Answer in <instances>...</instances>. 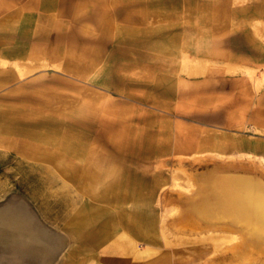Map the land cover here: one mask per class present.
I'll list each match as a JSON object with an SVG mask.
<instances>
[{
	"label": "rangeland",
	"instance_id": "374dc122",
	"mask_svg": "<svg viewBox=\"0 0 264 264\" xmlns=\"http://www.w3.org/2000/svg\"><path fill=\"white\" fill-rule=\"evenodd\" d=\"M29 1L17 0V22L27 16L32 36L44 32L37 50L49 52L48 64L39 66L48 72V91L33 106L28 99H17L16 107L0 99L1 117H14L9 113L16 108L28 115V106L47 109L43 120L48 111L57 116L40 125V137L25 138L23 119L28 118L17 113V137L0 139V264H264V244L252 254L245 243L252 255L237 254L238 229L216 226L211 219L184 225L188 199L181 201L206 173L264 183V158L222 154L217 148L167 153L170 140L151 135L164 109L152 103L154 81L163 77L152 73L154 57L173 52L184 70L198 66L195 55L211 44L233 50L249 45V37L256 39L258 52L264 51V0ZM23 30L17 26V42L26 39ZM186 53L190 56L181 60ZM139 62L145 69L136 70ZM127 63L134 68L127 69ZM247 72L256 83L264 81V67ZM196 74L194 69L186 75ZM106 119L134 124L142 133H111ZM135 134L143 137H131ZM111 182L119 185L113 192L128 193L122 206L129 221L154 247L144 237L128 253L114 236L104 244L74 234L80 228L75 210L98 204L99 191L109 190ZM106 208L109 212L92 219L95 231L109 228L103 221L118 210ZM15 220L43 224L52 235L42 245L30 234L26 241L24 231L13 233Z\"/></svg>",
	"mask_w": 264,
	"mask_h": 264
},
{
	"label": "crops",
	"instance_id": "0c3cea01",
	"mask_svg": "<svg viewBox=\"0 0 264 264\" xmlns=\"http://www.w3.org/2000/svg\"><path fill=\"white\" fill-rule=\"evenodd\" d=\"M29 2L33 3V0ZM26 20H28L27 16L20 23L17 22V0H0V99L12 100L6 106L16 107V100L19 98L28 99L31 101L29 105L33 106V101L38 104V101L43 98L42 92L48 91V72L44 67L39 68V66L48 64L49 52L43 49L37 50L39 45L37 40L43 36L44 32L36 30L34 33L37 36H32L33 26ZM19 25L26 27V30L22 31L26 39L17 42L16 34ZM22 32H20L21 36ZM34 38H36V45H34ZM17 44L21 47L19 53L15 51ZM40 48H43L42 43ZM257 49V42L253 37L252 39L249 37V45H242L233 50H229L225 45L211 44L208 51L195 55L194 58L199 62L198 66L187 68L183 65L187 73L197 70L196 76H187V73L183 72L181 61L177 60L176 54L171 56L173 52H169L168 57L162 54L154 57L152 73L163 77L154 81L155 95L152 103L164 109H160L162 114L156 119L157 121H154L158 123V127L154 129L155 125L152 124L151 135L153 138L170 140L167 153L176 149H183V152L188 153L194 150L203 152L217 148L222 154H248L264 158V81L256 83L247 72L257 70L258 66L264 67V51L258 52ZM186 54L184 58L180 55V59L187 60L190 55ZM121 64L123 66V63ZM126 65L127 69L134 68L128 63ZM135 68L136 70L145 69L140 62ZM27 70L28 73L22 76L21 73ZM123 72L121 70L119 74ZM2 113L4 112L0 111V139L16 138L19 123L16 116L4 118L1 117ZM41 121L46 120L35 117L24 119L23 122L30 126L25 127L27 133L25 138L40 137L36 133L40 132ZM106 124L107 128L110 127L111 133L126 131L142 133L141 130H143L135 128L134 124H125L122 120L106 119ZM197 131L199 134H196ZM114 137L123 138L129 135L115 134ZM131 137L142 138L143 136L135 134ZM119 194L124 196L125 201L128 195L121 192ZM98 200L99 203L96 205L91 204L83 209L75 210L76 223L80 228L78 227L74 234L80 238H87L89 242L94 240L104 244L113 242L112 236H114L123 246H126L129 253L127 237L123 236V232L127 229L113 225L115 221L130 222L129 213L124 208L120 212L117 210L115 214L112 213L106 221H103V224L109 228H100L95 231L93 226L95 220L92 221L96 219L94 215L106 214L109 212L106 206L110 205L99 198ZM87 208H91V211L85 212ZM13 224L11 229L15 235L24 231L25 240H28L30 234L33 243L37 245H42L52 235L49 228L36 222L25 221L17 224L15 220ZM134 232L143 238L144 233L137 227L134 228ZM71 252L74 254L75 249Z\"/></svg>",
	"mask_w": 264,
	"mask_h": 264
},
{
	"label": "bare ground",
	"instance_id": "6f19581e",
	"mask_svg": "<svg viewBox=\"0 0 264 264\" xmlns=\"http://www.w3.org/2000/svg\"><path fill=\"white\" fill-rule=\"evenodd\" d=\"M15 51H18L17 47ZM45 110H35L32 109V107L28 106L29 116L26 115L27 111L25 109L18 110L17 108L13 110V112L15 113L13 115L16 116V114L18 113L23 117H35L42 119V117H44L42 116V113H45ZM7 112H9V110H7ZM46 114V119H56L55 115L57 116V112L48 111ZM48 120H46V123L48 122ZM41 122L43 123V121ZM69 125L70 124H68V126ZM104 125L107 126L106 123H104ZM196 183V186L193 187L194 191L190 195H184V198H182L183 200H181L185 202L188 199V201H186L188 203H186L185 206L188 209L187 211L189 212H187V214L183 212L185 214L183 220L184 225L195 227L199 226L201 224V221L211 219L212 221H216L214 222L216 226H219L220 224L224 227L238 229L239 232L237 233L242 237H239L241 238L239 240H242V243L240 244L239 241V245L236 249L237 254L242 255V253H246L247 255H252L254 252L259 251L260 249L257 246L261 247V244H264V183L249 180L245 175L238 176L227 172H225L224 174H221L219 172H213L212 174L206 173L204 175H201ZM109 185H112L110 189L101 190V192L99 191V195L97 197L105 203H109L110 205L118 208L120 212L123 208L121 206L124 202V196L119 194V189L114 190L113 192L114 188L116 189L119 187L118 184H116L115 182H111V184ZM126 194L128 195V193ZM84 211H91V208H87ZM194 214L196 217L194 216ZM198 219H200V221ZM218 221L221 223H219ZM113 225H118L124 229H127L126 232H123V236L127 237L129 250L131 249L133 251V249L138 245L139 239H143L145 237L144 236L143 238H141L142 236L134 232V228L136 226H134L133 222L127 223L124 221H115L113 222ZM237 233L230 232L231 237L233 236V238H236L238 236ZM146 238L148 237H145L144 239ZM146 240H148L147 242L149 243L150 248L154 247L151 246L152 243L150 244V238ZM245 243L251 245V248L249 246L248 247L250 248L249 250H252V254L251 252L249 254L247 253L249 252V250H246L247 247L243 246ZM148 248L149 247L147 246L146 249H144L148 251L150 250ZM143 251H140L138 254Z\"/></svg>",
	"mask_w": 264,
	"mask_h": 264
}]
</instances>
